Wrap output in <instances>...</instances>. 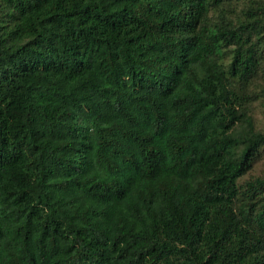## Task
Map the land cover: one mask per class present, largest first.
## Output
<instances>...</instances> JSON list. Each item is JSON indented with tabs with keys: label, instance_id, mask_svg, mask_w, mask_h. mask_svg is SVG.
<instances>
[{
	"label": "trees",
	"instance_id": "1",
	"mask_svg": "<svg viewBox=\"0 0 264 264\" xmlns=\"http://www.w3.org/2000/svg\"><path fill=\"white\" fill-rule=\"evenodd\" d=\"M264 0H0V264H264Z\"/></svg>",
	"mask_w": 264,
	"mask_h": 264
},
{
	"label": "rangeland",
	"instance_id": "2",
	"mask_svg": "<svg viewBox=\"0 0 264 264\" xmlns=\"http://www.w3.org/2000/svg\"><path fill=\"white\" fill-rule=\"evenodd\" d=\"M254 120L257 127L264 130V99L263 98H259V101L256 102L254 108ZM263 172H264V152L262 157L255 162L253 168L249 170L248 174L245 175V178Z\"/></svg>",
	"mask_w": 264,
	"mask_h": 264
}]
</instances>
